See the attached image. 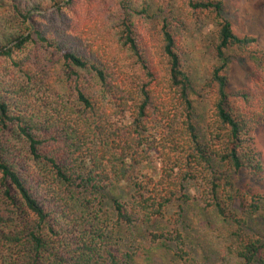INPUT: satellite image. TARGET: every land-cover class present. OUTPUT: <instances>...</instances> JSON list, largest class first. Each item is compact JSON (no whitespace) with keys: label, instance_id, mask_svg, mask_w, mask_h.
Returning <instances> with one entry per match:
<instances>
[{"label":"trees","instance_id":"obj_1","mask_svg":"<svg viewBox=\"0 0 264 264\" xmlns=\"http://www.w3.org/2000/svg\"><path fill=\"white\" fill-rule=\"evenodd\" d=\"M154 4L0 0V264H135L126 236L165 218L171 230L150 243L172 241L177 260L198 264L176 227L190 182L229 226L226 254L264 264V239L248 231L262 197L237 184L264 171V50L234 32L223 0ZM204 18L216 26V63L201 135L173 30ZM230 59L251 65L247 87L230 90ZM153 153L156 181L135 173ZM125 185L128 201L116 192Z\"/></svg>","mask_w":264,"mask_h":264},{"label":"rangeland","instance_id":"obj_2","mask_svg":"<svg viewBox=\"0 0 264 264\" xmlns=\"http://www.w3.org/2000/svg\"><path fill=\"white\" fill-rule=\"evenodd\" d=\"M224 16L232 23L234 32L239 36L252 35L258 38L261 49L264 50V0H223ZM153 11L156 10L155 0H152ZM176 1L174 15L180 16ZM175 35L184 45L183 67L189 75L192 86V98L195 115L199 121L201 135L206 133V123L210 115L209 95L203 86L208 79L210 68L216 63L213 49L215 24L208 18L197 23H187L183 28H174ZM231 56V54L229 55ZM227 74L230 78V90L245 88L250 83L251 65L246 62L235 63L230 59ZM256 145L259 157L264 167V125L256 134ZM135 173L147 180H157L161 173V163L158 155L153 153L152 159L136 169ZM238 187L258 194L262 197L261 211L253 218L248 231L260 235L264 239V171L257 177L242 173L237 179ZM124 201L132 195L130 187L116 189ZM186 192L192 200L184 205L185 216L176 225L185 239V249L189 251L198 264H239L240 260L226 254V247L231 242L228 237L229 226L214 209L205 210L197 201L201 189L198 184L190 182ZM179 205L181 202L178 203ZM178 204L168 210V216H174ZM171 230L168 218L156 220L139 226L136 237L125 238V246L135 256V264H183L173 255L177 246L172 241H161L151 244V234L166 233Z\"/></svg>","mask_w":264,"mask_h":264}]
</instances>
